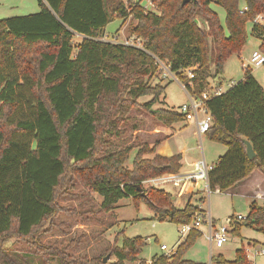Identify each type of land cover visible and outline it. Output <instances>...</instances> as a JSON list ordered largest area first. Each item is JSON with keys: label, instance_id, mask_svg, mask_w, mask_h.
I'll return each mask as SVG.
<instances>
[{"label": "trees", "instance_id": "16d2710c", "mask_svg": "<svg viewBox=\"0 0 264 264\" xmlns=\"http://www.w3.org/2000/svg\"><path fill=\"white\" fill-rule=\"evenodd\" d=\"M37 1L35 13L0 19V264H22L4 246L11 238L31 239L37 264H52L54 259L58 264H201L184 257L202 235L195 228L173 253H156L149 262L139 259L146 245L141 236H123L120 244L108 247L104 255L116 259L105 263L104 255L70 252L81 236L67 244H43L38 237L51 232L60 213L71 211L61 201L78 186L86 197L102 196L97 206L101 214L114 215L118 201L131 197L136 204L145 201L160 220L192 222L194 213L202 211L204 197L191 202V193L176 206L170 192L145 183L178 173L182 166L181 153L164 156L156 151L166 136L142 143L130 166L126 162L132 145L108 147L127 134L134 111L150 114L168 129L185 121L175 108H153L164 91V86L150 84L160 69L157 60L196 97L207 89L209 79L223 72L229 56L239 55L247 23L264 52V23L254 21L264 16V0H190L184 5L182 0H150L152 10L143 8L142 0ZM211 3L225 10V27ZM243 5L247 9L240 13ZM116 18L133 19L130 33L142 42L140 47L100 39ZM75 35L80 36L77 44ZM188 68L191 78L181 75ZM243 73L226 91L203 101L211 116L204 135L227 147L208 172L212 191L235 189L255 170L264 175V88L248 67ZM145 95L152 99L138 102ZM24 102L32 108L31 116L15 117ZM243 139L251 143L253 159ZM229 219L235 234L244 226L264 234V204L256 200L243 219ZM212 260L252 264L243 246L232 260L221 255Z\"/></svg>", "mask_w": 264, "mask_h": 264}, {"label": "rangeland", "instance_id": "374dc122", "mask_svg": "<svg viewBox=\"0 0 264 264\" xmlns=\"http://www.w3.org/2000/svg\"><path fill=\"white\" fill-rule=\"evenodd\" d=\"M124 1L134 2L140 0ZM146 1L142 0L141 3L145 4ZM211 7L216 11L220 23L225 27V10L215 3H211ZM38 9L37 0H0V19L35 13ZM259 22L262 23V21ZM132 23L134 21L130 18L124 22L116 18L107 24L105 31L109 38L117 40L127 39L141 45L142 42L130 33V25ZM78 42H80V36L75 35L73 43L77 44ZM260 44L261 40L251 32L250 22L247 23L244 48L239 55L233 54L227 58L223 72L214 78V82L212 78L208 80L206 91L212 94V90L219 85L222 91H226L235 82L241 80L244 76L242 64H247V61L258 52L264 55V52L260 49ZM248 64L252 75L256 76L264 85V64L258 67L251 63ZM159 68V71L151 77L150 84L153 86L162 85L164 86V91L153 104V108L178 109L181 104L188 103L189 98L184 89V84L181 81L177 82L163 66L160 65ZM172 74L174 75V73ZM181 75L185 76L186 73L183 71ZM212 82L215 86H212ZM150 99H152V95H145L139 97L138 102L143 103ZM31 111L32 108L29 104L24 102L15 117H30ZM192 123L193 121L186 120L173 124L174 128L186 126L182 128L181 132H178V134L164 143L167 147L166 151L169 152L170 149L181 144L186 148L195 146L197 149H193V151L188 149V157L199 156V158H202L201 151L204 150L205 162L210 166L219 156L225 153L227 147L210 142L205 135L199 140L197 135L192 133ZM132 126L135 127L132 128ZM127 128V134L114 139L108 149L114 150L124 145H132L133 151L126 162L129 166L131 165L134 152L142 143L152 144L156 139L163 137V132L154 134V132H157V128L169 130L157 123L150 114L137 111L132 112V120L127 125ZM160 145L161 143L157 146V149ZM161 186L160 188L170 190L172 196L176 195V189L171 183ZM236 188L225 192L210 190L208 193L203 189V185L199 184L196 186V190L199 192L193 193L191 186H189L181 196H176L173 200L176 206H182L189 194H194L191 196V202H195L201 195L204 197V203L200 204L202 209L199 208L202 211L199 213L204 216L209 211L215 225L226 224L231 223L230 215H246L248 212L250 198L243 191L238 193L239 190H236ZM72 194L61 201V204L67 208H72L71 211H64L58 217H55V225L52 226L51 232L38 237L40 243L49 244L54 241H61L63 244H67L71 238L81 236L80 244L74 246L70 252L88 256H102L108 247L114 245V243L120 244L123 236H141L146 240V245L143 247L139 259L150 260L152 255L162 252L160 250L161 244H165L169 248L177 247V241L181 242L186 236V234L182 235L180 224L156 218L145 201H139L136 204L131 197L121 198L115 205L114 215H106L97 212V206L101 202L102 196L93 194L91 197H86L79 186L72 190ZM257 202L264 204V194L257 199ZM199 230L202 235L196 238L193 245L184 253V257L203 263L209 258V244L205 237V225H202ZM4 246L8 247L10 254L22 264L38 263V258L34 255L35 250L31 239L26 241L11 238L4 242ZM241 246L245 247L248 259L252 260L253 264H264V253H259L264 251V234L245 226L241 227L238 234L230 231L228 241L220 248L214 246L212 250L213 254L220 252L226 260H232L235 250ZM26 255H28V258L24 259ZM105 256H108L106 262H113L116 259L114 255L105 254ZM137 263L136 261L129 264ZM52 264H58L57 260L54 259Z\"/></svg>", "mask_w": 264, "mask_h": 264}, {"label": "built area", "instance_id": "2783aa9c", "mask_svg": "<svg viewBox=\"0 0 264 264\" xmlns=\"http://www.w3.org/2000/svg\"><path fill=\"white\" fill-rule=\"evenodd\" d=\"M141 2L140 5L146 10H152L154 8L150 0H147L145 4ZM246 9L247 7L243 5L239 9V12L243 13L244 11H246ZM254 21L255 22L262 21V23H264V16L258 15L254 19ZM100 39L103 41L123 43L126 45H133L136 47L141 46L127 39L117 40L115 38H109L108 35L105 33L103 37H101ZM249 62L254 66H260L264 63V55H262L261 53H257L249 59ZM157 63L159 64V66L160 65L163 66V68L167 70L169 73H171L172 77L177 82H179L177 77L172 74V72L169 70L167 65H165L163 62L159 60H157ZM246 67L247 66L243 65V69H245ZM191 70H192L191 68L183 70L186 73L185 75L186 77L191 78L193 76ZM206 90L202 92L201 96H196V97L187 93V96L189 98L188 103L180 105L179 108L177 109L179 112L185 115V120L193 121V123L196 126L195 132L199 136L204 134L211 124V116L208 110L205 108L203 101L208 99L212 95L220 94L221 92H223L220 87L214 88L212 90V94H210ZM210 169H211V165L209 166L205 162L204 158H201L196 162L194 169L189 172L182 174L179 173L164 174L152 178L150 180H147L145 183L156 187L165 185L167 183H171L176 189V196H181L189 186L195 184H202L203 189L209 193L210 189L208 184V172ZM234 217L236 220H240L243 219L245 215L237 214L234 215ZM202 225H205L206 227L205 237L207 238L209 244V258L207 259L206 262H203L201 264H216L212 260V256H214L212 249L214 246L216 248H220L224 245L225 242L228 241L229 233L232 229V224L226 223V224L215 225L210 214L207 213L204 216H202L201 213L195 212L192 222L188 224H182L180 231L182 235H185L190 231V229L192 228L199 229ZM175 248L176 246L169 248L165 244L160 245V250L166 254L173 253L175 251ZM259 253H264V251H260Z\"/></svg>", "mask_w": 264, "mask_h": 264}, {"label": "crops", "instance_id": "0c3cea01", "mask_svg": "<svg viewBox=\"0 0 264 264\" xmlns=\"http://www.w3.org/2000/svg\"><path fill=\"white\" fill-rule=\"evenodd\" d=\"M251 24V23H250ZM251 26H252V24H251ZM106 30V29H105ZM105 34H107V32L105 31ZM243 48H244V46H243ZM242 48V49H243ZM258 53H260V52H258ZM257 54V53H256ZM243 62V61H242ZM241 62V63H242ZM248 63H250L249 61H247V64H245V63H243L242 64V68H243V65L244 66H247V67H249V64ZM264 64V63H263ZM262 64V65H263ZM256 67H258V66H256ZM244 70V69H243ZM256 79H257V81L259 82V84L264 88V85L260 82V80L256 77V76H254ZM214 78H213V82H214ZM212 82V83H213ZM236 83V82H235ZM217 85V84H216ZM212 86H215L214 85V83L212 84ZM218 87H220V85L218 86ZM182 105V104H181ZM186 121V120H185ZM193 124V126L191 127L192 129V133L194 134V135H197V137L199 138V140H201V138H202V136H204V134H202V135H198V134H196V132H195V130H196V126H195V124L194 123H192ZM184 126H186V125H183V127ZM183 127H177V128H174V125H172V127L171 128H169V130H162V129H159V128H157V132H154V134H157V133H160V132H163L164 133V135L163 136H166V138L165 139H163L162 141H161V145L158 147V149H156V151L159 153V154H161V155H164V156H171V155H173V154H176V153H181V156H182V158H181V164H182V166H181V168H180V170H179V174H182V173H186V172H189V171H191V170H193L194 169V167H195V164H196V162L198 161V160H200L201 158H199V156H196V157H194V158H191V157H188V149H190V150H192L193 151V149H197V147H195V146H193V147H189V148H186L184 145H176L174 148H172V149H170V151L168 152V151H166L167 150V147L164 145V143L166 142V141H169L172 137H174L176 134H178V132H181L182 131V128ZM184 130V129H183ZM211 142V141H210ZM201 154H202V158H204L205 157V155H204V150L203 151H201ZM205 160V159H204ZM213 163H215V161L213 162ZM199 184H195V185H191V189H192V192L193 193H196V192H199L198 190H196V186H198ZM192 186H193V188H192ZM160 187V186H159ZM162 187V186H161ZM189 188V187H188ZM163 189H165L166 191H168V192H170V190H168V189H166V188H163ZM239 190L238 191V193L239 192H241V191H243V192H245L246 193V195L247 196H249V198H250V201H249V203L252 201V200H256L257 201V199L258 198H261L262 196H263V194H264V175L263 174H261L259 171H257V170H255V171H253V173L245 180V181H243L242 183H240L238 186H237V188H236V190ZM217 191V190H216ZM201 196V195H200ZM175 197H176V195H175ZM249 203H248V205H249ZM201 209H202V207H200ZM208 214H210V216H211V213L208 211ZM212 217V216H211ZM179 243V241H177V244ZM176 244V245H177ZM214 255H221L222 257H223V255L219 252V253H215ZM247 257H248V255H247ZM224 258V257H223ZM189 259V258H188ZM250 260V259H249ZM147 261H150V260H147ZM251 262H252V264H253V261L252 260H250Z\"/></svg>", "mask_w": 264, "mask_h": 264}, {"label": "water", "instance_id": "95a60500", "mask_svg": "<svg viewBox=\"0 0 264 264\" xmlns=\"http://www.w3.org/2000/svg\"><path fill=\"white\" fill-rule=\"evenodd\" d=\"M189 1L190 0H182L181 3H182V5H184L185 3L189 2ZM195 22L201 29L204 28V26H203V24H202L200 19L196 18ZM243 142L245 143V146H246V154H247L248 158L249 159H253L255 157V152H254V150L252 148L251 143L248 140H246V139H243ZM138 189L141 190V187L138 186ZM142 194H143V192H142ZM174 198H175V196L173 195L172 199H174ZM107 258H108V256H105L103 258V263L106 262Z\"/></svg>", "mask_w": 264, "mask_h": 264}]
</instances>
